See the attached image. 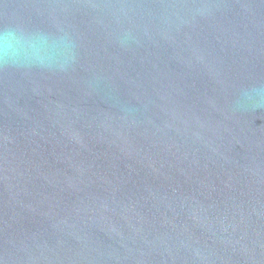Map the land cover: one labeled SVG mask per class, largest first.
Segmentation results:
<instances>
[{"label": "water", "instance_id": "95a60500", "mask_svg": "<svg viewBox=\"0 0 264 264\" xmlns=\"http://www.w3.org/2000/svg\"><path fill=\"white\" fill-rule=\"evenodd\" d=\"M0 264H264V0H0Z\"/></svg>", "mask_w": 264, "mask_h": 264}]
</instances>
